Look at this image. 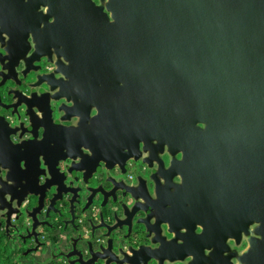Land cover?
Here are the masks:
<instances>
[{
	"label": "water",
	"instance_id": "1",
	"mask_svg": "<svg viewBox=\"0 0 264 264\" xmlns=\"http://www.w3.org/2000/svg\"><path fill=\"white\" fill-rule=\"evenodd\" d=\"M0 50L1 84L21 86L44 56H54L55 73L64 76H40L46 79L34 85L49 80L58 88L50 98L9 91L16 101L7 108L24 105L31 115L20 137L40 127L41 138L13 143L20 128L0 114V219L7 229L29 197L38 201L25 211L33 220L27 237L46 223L38 217L46 202L48 213H58L57 202L69 201L66 225L76 228L77 205L86 201L88 211L101 201L114 221L92 210L93 235L108 238L88 241L86 260L75 243L69 255L81 264H225L226 240H240L258 222L240 260L264 264V0H0ZM62 98L72 105L58 108L61 121L79 118L76 125L53 121L50 99ZM165 146L183 153L167 168L158 157ZM142 152L144 162L160 164L157 199L144 179L127 190L134 202L118 200L120 182L110 176V186L95 184L101 163L111 169Z\"/></svg>",
	"mask_w": 264,
	"mask_h": 264
},
{
	"label": "flooded vegetation",
	"instance_id": "2",
	"mask_svg": "<svg viewBox=\"0 0 264 264\" xmlns=\"http://www.w3.org/2000/svg\"><path fill=\"white\" fill-rule=\"evenodd\" d=\"M97 1V0H96ZM98 2V1H97ZM1 51V50H0ZM54 59L55 57L52 56V59H50L49 56H44L42 57L39 61L35 62L36 66H40V68L38 70H34L31 69L28 72V77L27 79H23V83L21 86H17L16 83L12 80H7L4 84H1L2 82V78L0 77V114L4 116L5 120L8 122V124L11 127H19L20 130L18 131L17 135L13 136V143H21L24 140H29L32 141V139H36L37 138H41L42 137V133H43V129H41L39 127V129H34L33 132H25L24 135L22 137H20V134L25 131L26 127H29L31 125V115L30 114H26V107L24 105H21L18 107V110L15 108H7V105L14 103L16 100L14 99L13 94H10L9 91L12 88H17L19 87L20 89H22L24 91V93H26L27 95L30 96L31 93L35 92L37 94H44V93H50V95L48 96L50 98V96L54 93H56L57 89H52V84L49 82V80H46L45 82L38 84L36 87H34V85L36 83H38V81L40 80H45L46 78H40V76L45 77V75H49L51 73H55V69L56 66L54 64ZM1 69V68H0ZM19 72H21L22 68H18ZM55 78L54 81L64 77L61 73H55ZM20 77H22V74H20ZM27 84H30L31 86H28ZM66 104V105H72V101H68L67 98H62L59 101H55L53 99H50V105H51V110H52V117H53V121L54 122H62L64 124L67 125H76L78 123L79 118H72L70 121H61V116L64 114V112H59L58 108L61 106V104ZM6 106V107H5ZM34 113L38 116L42 118V113L38 112V109L35 108ZM93 114V113H92ZM36 125L39 124V120L37 119L36 116H34ZM81 152H87L86 149H84L82 147ZM141 150H142V146H141ZM143 155L136 159V158H129L124 160V165H119L117 164L114 168H107L105 167L104 163H101L100 166L98 167L99 172H97L95 174L96 180L95 184L96 185H100L103 183L104 186H108L109 184H107V182L105 183V179L110 176L114 179L117 180V182H120V185H118L119 187H121V189L117 192V196H118V200L120 201H124V199L128 202H134L133 199V191L129 192L127 190H129V188L139 185L141 179H144L146 181V185L148 188V191L150 193V195L154 198L155 197V186H156V177L154 176L153 178V174L156 170H158L160 164L157 161V159L154 158L152 165H149L148 163L144 162V158L146 157L144 155L145 152H142ZM181 153V152H180ZM158 157L160 159L163 160L164 162V167H168L170 165V161L173 158H177V159H181L182 156H180L179 154L173 155L172 153H170V151L167 149L164 152H158ZM26 163V160H22L21 161V167H24ZM40 169H46L47 165L45 163V160L42 156H40L39 160H38ZM117 163H120L119 161ZM45 177L44 176H40V181L44 182ZM173 181L175 183H178V181H175V178L173 179ZM95 185V186H96ZM110 186V185H109ZM125 189V190H124ZM112 198H110V206L112 202ZM38 201L37 197H29L26 202L23 204V208H22V212H21V216L20 218L15 217L12 220V225L9 227V229H7L6 227V218H1L0 219V227H3L6 232L8 234H10L12 237H14V241L16 243L19 244V246L24 247V251L22 252V255H24L25 257H23L20 261L22 262V264H25L24 261H26L27 259L31 258V256H33V254L39 250L40 247L50 244L54 247H59L61 250V243L60 240H58L57 242H53L46 233H44V230H46V228L49 227H53L54 224L56 223V221H59L60 219L65 222V227L64 229L62 228L61 230L59 229V231H61L60 236H63V234H67V238L69 241V245L70 247L73 246L72 251L74 250V244H77V248L78 249H83L81 248L83 244H87L88 245V241H100V242H104L106 243V240L108 237L105 236H100L101 234H98L100 237H98V235H93V229L92 226L90 224V222L88 221L91 214L93 213L92 210H96V216H99V213L102 211L104 213V216L106 218H109L110 221H114V214L113 212H109L110 207L109 205L107 206H100L101 201L98 204H92L91 207L89 208L88 211H83V207L85 206V202H83L82 204H78L76 207V228H74V226L72 224H68V226L66 225V222L69 221L72 218V215H70L69 217H63V212L64 211H70V203L69 201H60L57 202L55 208L59 210V212L57 213L56 211H50V213H48V207L50 205V203L46 202V205L44 206V208L42 209L41 214H38L39 220L41 222H46L44 225L38 226L36 229V236H32V237H27L28 233L32 232V226H33V220L28 217L27 215H25V211L26 210H34L36 203ZM116 202V204L114 203V205H118L119 206V202ZM120 206L118 207V214L120 216H122V211L120 210ZM71 214V212H70ZM85 216L86 217V221L90 227L88 229L87 234H84L81 227H80V223H79V218L81 216ZM100 220H97L96 223H99ZM250 228V226H249ZM202 229L201 228H197L196 232L199 233L201 232ZM101 232V231H100ZM98 232V233H100ZM128 231L127 229L124 230V234H127ZM134 234V233H133ZM248 235L250 236H255V229H253V231H248V232H243L241 239L237 240L236 238H233V241L231 244H228L229 249L224 252V256H229V258L224 261L225 264H227L228 262L231 263V259L233 257L237 258L240 260L239 254L242 250L246 249L249 243V240L245 239V236ZM60 239V237H59ZM38 248L37 250H34L35 248ZM64 252L62 253H58L57 255H55L54 258H52L50 261H53L55 259H58L60 261V264H72V261H75L74 264H81L80 262L76 261L78 259V256L76 255H69L71 252H67L66 250L63 249ZM206 254H209V250H206ZM28 256V257H27ZM89 256L85 255V260L88 259ZM48 261V262H50ZM241 261V260H240ZM37 263H41L37 261L36 259L33 261L32 264H37ZM47 262H44L43 264H45ZM242 263V262H241ZM96 264H104L103 262L99 261Z\"/></svg>",
	"mask_w": 264,
	"mask_h": 264
},
{
	"label": "trees",
	"instance_id": "3",
	"mask_svg": "<svg viewBox=\"0 0 264 264\" xmlns=\"http://www.w3.org/2000/svg\"><path fill=\"white\" fill-rule=\"evenodd\" d=\"M70 215V211L68 210L64 211L62 216L66 218ZM64 227L65 222L60 219L56 221L53 227L48 226L46 230H44V233H46L53 242H57L61 233L59 229H64ZM23 251L24 247L19 246V244L14 241V237L8 234L3 227H0V264H22L20 260L25 257L22 255ZM45 264H60V261L55 259Z\"/></svg>",
	"mask_w": 264,
	"mask_h": 264
},
{
	"label": "clouds",
	"instance_id": "4",
	"mask_svg": "<svg viewBox=\"0 0 264 264\" xmlns=\"http://www.w3.org/2000/svg\"><path fill=\"white\" fill-rule=\"evenodd\" d=\"M39 11H40L41 13L47 15V14L49 13L50 9H49V6H47V5H42V6L39 8ZM104 11H107V12H108V16H110V17L112 18V13L109 12L107 8H105ZM49 22L51 23L52 20H50ZM30 35H31V34H30ZM3 39H4L5 41H8L10 38H9V36L5 33L4 36H3ZM61 59L63 60V63H64L65 65L68 64V61H67L66 59H63V57H61ZM97 110H98V108L95 107V106H93V107L91 108L92 113L98 115V111H97ZM198 127H199L200 129H204V128L206 127V125H205L204 123H199V124H198ZM154 143H155V141H154ZM140 145H144V143L141 142ZM167 149H168V147L165 146L164 150H167ZM148 152H149V151H148ZM148 152H145L144 155L147 156V155H148ZM177 154H179L180 156L183 157V153H177ZM180 160H181V159H180ZM178 161H179V160H178ZM174 178H175V181H178V182H179V183H175V182H174L175 184H177V185L182 184V182H183V178H182L181 175L177 174ZM160 183H161V184H165L166 181H165L163 178H161ZM153 199L155 200V199H157V197H154ZM142 202H143V201H142ZM129 207H131V205H129ZM258 225H259L258 222H257V223H252V224L250 225L249 230H250V231H253V229L258 228ZM196 227H202V226H201V225H197ZM202 228H203V227H202ZM195 229H196V228H195ZM203 230H204V228H203ZM173 235L176 236V233L173 232ZM245 239H246V240H249V236L246 235V236H245ZM232 241H233V238L229 237V238L226 240V244H231ZM181 242H182V241H177V243H179V244H180ZM249 249H250V241H249V243H248L247 248L244 249V250H242V251L240 252L239 256H241V257L244 256L245 253L249 251ZM206 250H207V249H206ZM206 250H205V251H206ZM192 258H193V256L189 255V259H192ZM231 264H241V261H240L239 259L233 257V258L231 259Z\"/></svg>",
	"mask_w": 264,
	"mask_h": 264
},
{
	"label": "crops",
	"instance_id": "5",
	"mask_svg": "<svg viewBox=\"0 0 264 264\" xmlns=\"http://www.w3.org/2000/svg\"><path fill=\"white\" fill-rule=\"evenodd\" d=\"M80 227H81V229L83 231V228L84 227H86V229L88 230L89 227H90V225L86 222V223H84V225H81L80 224ZM62 235L63 236H60V239H59L60 240V243L62 245L61 246L62 247L61 250H60L59 247H54V246H52L50 244L44 245V246L40 247L39 250L36 251L33 254V256H31V258H29L26 261H24V263L25 264H32L35 259L37 261H39V262H42V263L48 262L52 258H54L55 255H57L59 252L60 253L64 252L63 249L66 250L68 253L71 252L72 249H73V246L70 247L69 241H68V239H66L67 238V236H66L67 234H63L62 233ZM81 248H83L82 250L86 254L87 253V250H88V245L85 243V244L82 245Z\"/></svg>",
	"mask_w": 264,
	"mask_h": 264
},
{
	"label": "built area",
	"instance_id": "6",
	"mask_svg": "<svg viewBox=\"0 0 264 264\" xmlns=\"http://www.w3.org/2000/svg\"><path fill=\"white\" fill-rule=\"evenodd\" d=\"M85 220H86V217L83 215V216H81V217L79 218V223H80L81 225H84ZM87 232H88V230L86 229V227H84V228H83V233H84V234H87Z\"/></svg>",
	"mask_w": 264,
	"mask_h": 264
},
{
	"label": "rangeland",
	"instance_id": "7",
	"mask_svg": "<svg viewBox=\"0 0 264 264\" xmlns=\"http://www.w3.org/2000/svg\"><path fill=\"white\" fill-rule=\"evenodd\" d=\"M99 2V0H97Z\"/></svg>",
	"mask_w": 264,
	"mask_h": 264
}]
</instances>
